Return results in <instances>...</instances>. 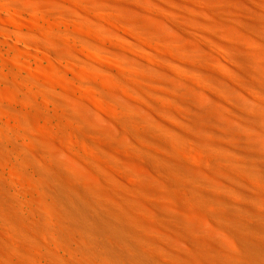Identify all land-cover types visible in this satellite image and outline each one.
Masks as SVG:
<instances>
[{"label":"bare ground","instance_id":"obj_1","mask_svg":"<svg viewBox=\"0 0 264 264\" xmlns=\"http://www.w3.org/2000/svg\"><path fill=\"white\" fill-rule=\"evenodd\" d=\"M39 1L48 9H40ZM245 1L251 6L199 0L186 16L194 24L196 11L209 16L203 25L207 30L199 31L198 26L187 27L172 4L165 9L170 15H165L158 5L136 0H102L99 5L85 0H0V264H101L83 252L64 227L62 212L34 161L35 156L53 161L62 155L80 164L101 160L99 145L107 140L95 123L126 116L136 120L130 126L127 122L133 130L157 133L135 111L142 109L157 123L171 126L174 133H159L171 137L165 138L172 140L180 159L192 165L220 161L222 140L214 150L209 145L212 135L193 132L185 124L190 115L179 85L198 92L207 103L205 112L222 116L232 139L243 140L244 149L264 158V0ZM112 3L148 15L156 33L139 21L125 20ZM71 9L82 18L71 15ZM164 30L177 31L184 41L165 39L160 34ZM222 38L235 42L240 53L224 50ZM86 42L90 48L84 47H89ZM58 46L69 50L57 52ZM72 49L78 60L68 59ZM200 125L212 126L203 120ZM177 133L185 135L184 142H177ZM131 149L124 146L120 151L133 157ZM112 170L130 179L119 165ZM238 174L264 190L262 179ZM181 191L178 200L188 203L190 198ZM140 217L142 223L147 221ZM220 230L231 239L225 226ZM192 237L185 240L191 244ZM205 237L208 244L211 235L206 232ZM207 244L194 247L206 251Z\"/></svg>","mask_w":264,"mask_h":264},{"label":"rangeland","instance_id":"obj_2","mask_svg":"<svg viewBox=\"0 0 264 264\" xmlns=\"http://www.w3.org/2000/svg\"><path fill=\"white\" fill-rule=\"evenodd\" d=\"M85 1L95 5L102 3V0ZM136 1L158 5L165 15H170L171 12L165 9L172 4L187 27L195 30L198 26L199 31L207 30L205 26L210 18L204 11L195 12L197 24L186 18L188 10L196 8L199 0H192L191 4L186 0ZM228 1H236L241 7L251 6L245 0H202L208 5H221ZM37 6L42 10L48 9L41 1ZM112 6L128 22L139 21L146 31L156 33L152 19L142 11L117 3H112ZM73 11L71 9V15L82 18L80 13ZM160 34L175 43L184 41L175 30H164ZM219 42L228 53L239 54L241 51L229 39L222 38ZM25 47L23 44L22 48ZM54 49L57 52L69 50L61 46ZM74 50L68 57L71 61L78 60ZM115 54L126 57L119 52ZM129 62L134 63V60L130 58ZM178 87L183 91L190 115L184 120L185 124L191 125L193 132L212 135L214 141L211 140L209 145L214 150H218L222 140L220 145L224 153L220 161L209 162L210 165H192V162L180 159L171 146V137L161 134L162 137L159 133H174L171 126L157 123L147 112L135 108V111L139 110L136 113L157 133L151 135L133 130L129 126L136 120L126 116L118 122L95 123L107 140L106 144L99 145L101 160L80 164L66 155L53 161L35 156L39 176L48 184V193L56 200L62 212L63 225L73 240L83 252L101 264H264V190L249 185L238 176V171L248 172L253 176L249 179H262L264 182V158L244 149L246 143L243 140L232 139L225 131V119L205 112L207 103L198 92ZM219 87L222 88L221 85ZM119 102L124 109L128 108L124 101ZM213 104L222 108L216 105L217 101ZM93 115H96L95 111ZM200 120L212 126L203 127ZM88 121L94 123L93 119ZM215 124L219 125L218 128ZM177 135L178 143L185 141V135ZM124 146L132 148L133 157L122 154L120 150ZM116 165L126 170L130 179L115 173L112 168ZM180 189L190 198L188 203L178 200ZM140 214L147 218L145 223L139 220ZM214 222L215 227H210ZM222 225L228 229L231 239L222 235ZM206 232L212 239L208 244ZM187 237H192L193 244L185 240ZM205 243L206 251L194 247ZM197 258L201 263H197Z\"/></svg>","mask_w":264,"mask_h":264}]
</instances>
